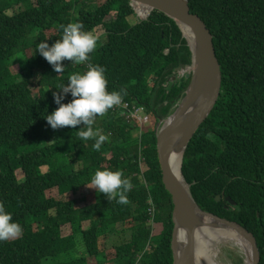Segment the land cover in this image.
Here are the masks:
<instances>
[{"label": "trees", "instance_id": "obj_1", "mask_svg": "<svg viewBox=\"0 0 264 264\" xmlns=\"http://www.w3.org/2000/svg\"><path fill=\"white\" fill-rule=\"evenodd\" d=\"M135 3L145 14L149 6ZM189 6L213 35L221 85L187 144L183 177L202 209L253 232L264 264V0H189ZM71 22L92 31L98 46L89 61L65 60L57 73L37 45L51 46ZM191 56L177 22L157 7L143 19L130 0H0V201L23 228L20 237L0 242V264H173V204L156 131L132 136L139 127L124 114L133 105L156 121L170 114L189 83L172 76ZM97 64L106 68L108 91L123 90L129 104L96 117L94 127L108 136L99 151L94 140L78 138L84 125L52 129L44 118L59 107L57 87ZM72 99L69 93L62 102ZM103 169L130 179L129 204L95 188L92 202L77 204ZM52 188L60 197L47 194ZM77 191L80 197H63ZM153 221L162 223L160 233H152Z\"/></svg>", "mask_w": 264, "mask_h": 264}, {"label": "water", "instance_id": "obj_2", "mask_svg": "<svg viewBox=\"0 0 264 264\" xmlns=\"http://www.w3.org/2000/svg\"><path fill=\"white\" fill-rule=\"evenodd\" d=\"M130 1L142 2L149 6L150 11L157 7L167 12L179 25L192 54L191 64H180L175 69V72H182L183 76L189 78L184 95L177 107L161 120V126L156 132L162 181L171 195L173 204L171 237L173 264H195V231L206 217L213 220V225L234 231L246 243L250 255L249 260H243L242 264H259L260 251L253 232L234 220L202 209L193 198L184 177L182 178V163L187 144L213 106L221 85V69L213 44V35L201 17L190 11L189 0ZM186 31L192 41L189 40ZM172 78L175 79L176 75ZM174 154L179 155L176 163L171 160ZM220 198L221 195H217L216 199ZM226 200L232 205L235 204L230 196H227Z\"/></svg>", "mask_w": 264, "mask_h": 264}, {"label": "clouds", "instance_id": "obj_3", "mask_svg": "<svg viewBox=\"0 0 264 264\" xmlns=\"http://www.w3.org/2000/svg\"><path fill=\"white\" fill-rule=\"evenodd\" d=\"M131 4L134 8L133 2ZM135 12L137 11L135 10ZM46 41L43 40L37 45V52L52 65L53 70L57 73L64 72L63 61L65 60L71 61L73 64L89 61V54L94 52L98 46V37L92 31H85L80 22H71L62 26L61 37L51 46ZM174 75L181 77L183 73L176 72ZM57 89L59 91L54 92L53 97L59 107L50 114L47 113L44 117L47 123L52 129L75 128L77 125H84L77 131L78 138L82 141L94 140L93 149L99 151L108 140V136L101 134L102 130L94 127L96 117L104 116L114 106L122 107L124 103H127L122 99L126 93H123V90L108 91L106 68L98 64L90 65L84 73L71 74L68 83L59 85ZM69 93L73 99L68 103H63L62 101ZM176 107L175 104L173 110ZM135 109H139V111L136 115H132ZM142 112L145 113L143 106L133 105L131 108H127V114L124 115L127 119L136 120L143 125L150 121V116L145 113L148 118L143 121L140 118ZM161 120H159L160 123ZM133 124L139 127L134 121ZM152 129L157 132L156 128ZM146 131L140 130V128L138 130L139 135ZM85 185L95 188L98 194H105L109 201L115 200L117 204L121 205L130 203L127 194L132 190L133 184L129 178L124 176L122 170H97L92 176L90 184ZM149 204L151 205L149 214L152 216L155 213V207L150 200ZM22 232V225L13 219L12 213L6 209L4 202L0 201V242L16 239L22 235Z\"/></svg>", "mask_w": 264, "mask_h": 264}, {"label": "bare ground", "instance_id": "obj_4", "mask_svg": "<svg viewBox=\"0 0 264 264\" xmlns=\"http://www.w3.org/2000/svg\"><path fill=\"white\" fill-rule=\"evenodd\" d=\"M133 5L140 17L147 16L150 11V8L148 7L145 14H142L141 12L143 9L140 8L139 10L135 1L133 2ZM186 34L189 37V40L192 41L190 34L187 31ZM178 157V154H174L171 157L172 162L176 163ZM229 245H235L231 247H236L241 252L244 261L249 260L250 252L246 243L234 231L219 225H213V220H211V218H204L203 223L199 225L195 231V264H223L224 262L219 259V255L222 252L221 247H229Z\"/></svg>", "mask_w": 264, "mask_h": 264}, {"label": "rangeland", "instance_id": "obj_5", "mask_svg": "<svg viewBox=\"0 0 264 264\" xmlns=\"http://www.w3.org/2000/svg\"><path fill=\"white\" fill-rule=\"evenodd\" d=\"M12 69H13V71H16L17 70V64L12 65ZM145 113L146 114H149L150 121L149 122L148 121L145 122V124H143V125L140 124L138 121L133 120L132 118H130V119H132L134 121V123H136L139 126L140 130H148V129H152V128H156L157 129L158 126L159 127L161 126L160 125V121H156L155 118L152 116L151 113H147V112H145ZM145 113H143V112L140 113L141 114L140 115V118L142 120L146 117ZM127 117H130V116L127 115ZM131 133H132V136H133V134L135 136H139V133L140 132H138V130L136 129V127H134V128H132ZM45 168L46 167H43V169H45ZM16 174H17V177H18L19 180H22L24 178L23 173H22V171L20 169H17ZM91 189L92 188H89V187H86L85 188V192H84V194H85V200L84 201H79L77 204H81V202H86L87 203L88 201L89 202H92L93 194L91 192ZM78 191H80V190H78ZM78 191L76 193H74V194H72V193L71 194L65 193L63 195V197H66V198H70L72 196L73 197H80V195H79L80 193ZM47 194L48 195H51V196H54V197H60V195L57 193L56 188L49 189L47 191ZM154 207L156 209V206H154ZM153 224H154V226H153ZM153 224H152V233H154V234L160 233L161 230H162V223H160V222H154L153 221ZM68 232H69V229L67 227H64L63 226V233H68ZM100 245H105V243L103 241H100ZM231 246H235V245H229V247H226V246H222L221 247L222 252L219 255V259L222 260L225 264L226 263L238 264L237 262H239L240 260H243L242 259V254H241V252L236 247H231ZM106 250H107V252L109 254H112L113 253V248L110 245H107L106 246ZM91 261H93V260H91ZM241 264H242V261H241Z\"/></svg>", "mask_w": 264, "mask_h": 264}, {"label": "built area", "instance_id": "obj_6", "mask_svg": "<svg viewBox=\"0 0 264 264\" xmlns=\"http://www.w3.org/2000/svg\"><path fill=\"white\" fill-rule=\"evenodd\" d=\"M123 108H127V103H124L122 105ZM139 109H135L133 112H132V115H136L138 113ZM147 116L143 119V121H146L147 120ZM140 119V118H139ZM141 120V119H140Z\"/></svg>", "mask_w": 264, "mask_h": 264}, {"label": "crops", "instance_id": "obj_7", "mask_svg": "<svg viewBox=\"0 0 264 264\" xmlns=\"http://www.w3.org/2000/svg\"><path fill=\"white\" fill-rule=\"evenodd\" d=\"M87 224V223H86Z\"/></svg>", "mask_w": 264, "mask_h": 264}]
</instances>
